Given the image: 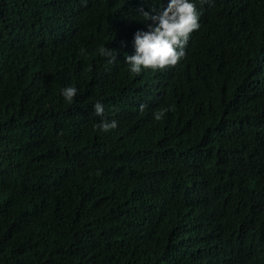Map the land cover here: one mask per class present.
<instances>
[{
    "label": "trees",
    "instance_id": "obj_1",
    "mask_svg": "<svg viewBox=\"0 0 264 264\" xmlns=\"http://www.w3.org/2000/svg\"><path fill=\"white\" fill-rule=\"evenodd\" d=\"M194 1L191 48L137 75L170 0H0V264H264V0Z\"/></svg>",
    "mask_w": 264,
    "mask_h": 264
},
{
    "label": "clouds",
    "instance_id": "obj_2",
    "mask_svg": "<svg viewBox=\"0 0 264 264\" xmlns=\"http://www.w3.org/2000/svg\"><path fill=\"white\" fill-rule=\"evenodd\" d=\"M212 0H204L200 9L202 13L206 5ZM155 13V14H152ZM146 20H151L152 24L148 29L138 30L134 34V46H128L127 50L135 52L134 55H125V63L128 70L134 74H140L147 69H165L174 66L184 56V51L191 48L192 40L190 33L199 27L197 23L198 7L194 0H170L166 8L157 10L152 8L150 12H144ZM179 48V51H177ZM102 56L109 57L108 63L116 62V52L105 48L101 52ZM78 94L75 87H66L61 95L69 103ZM145 105H140V111H144ZM95 115L101 117L99 130L107 133L118 126L116 120L109 121L104 117V106L101 102L93 105ZM166 111V110H165ZM164 112H156L154 119L163 118ZM200 239L208 244L214 242L216 236L199 235Z\"/></svg>",
    "mask_w": 264,
    "mask_h": 264
}]
</instances>
